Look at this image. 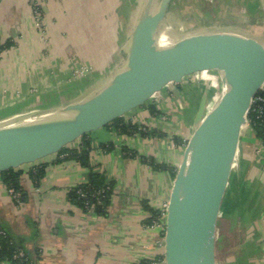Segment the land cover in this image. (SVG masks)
I'll list each match as a JSON object with an SVG mask.
<instances>
[{"label":"crops","instance_id":"1","mask_svg":"<svg viewBox=\"0 0 264 264\" xmlns=\"http://www.w3.org/2000/svg\"><path fill=\"white\" fill-rule=\"evenodd\" d=\"M34 1L40 24L31 0H0V127L62 112L106 82L123 65L145 3ZM165 20L191 25L187 36H264V0H169ZM197 81L185 76L167 81L125 111L133 117L119 116L140 131L120 134L104 124L64 146L79 149L86 140V164L58 150L14 168L23 194L19 204L0 174V226L36 264H166L161 231L151 224L146 206L160 211L170 197L174 173L199 122L200 101L207 98V85ZM91 171L103 173L110 186L103 213L69 197ZM217 230L216 264L217 249L222 264H264V145L250 127L241 130Z\"/></svg>","mask_w":264,"mask_h":264},{"label":"water","instance_id":"2","mask_svg":"<svg viewBox=\"0 0 264 264\" xmlns=\"http://www.w3.org/2000/svg\"><path fill=\"white\" fill-rule=\"evenodd\" d=\"M169 0H145L123 65L89 95L43 119V126L0 127V171L56 152L119 117L168 80L216 69L224 93L190 135L165 216L166 264H216L217 220L251 99L264 82V44L227 32H201L170 44L157 38ZM228 91H225V87Z\"/></svg>","mask_w":264,"mask_h":264},{"label":"trees","instance_id":"3","mask_svg":"<svg viewBox=\"0 0 264 264\" xmlns=\"http://www.w3.org/2000/svg\"><path fill=\"white\" fill-rule=\"evenodd\" d=\"M149 109L152 113H158V110H156L152 105H149ZM247 118L255 132L256 138L259 139L264 145V114L261 117H257L255 112L248 111ZM105 124L111 130L120 134H133L137 131H140L136 124L131 123L130 121L125 122L122 117H114ZM141 132L144 134L143 131ZM173 139L177 144L180 143V138L178 136H174ZM88 151L89 144L86 140H83L81 148L79 149H66L64 147L60 149V152L64 153L66 157H73L83 164H86ZM0 174L2 180L8 187H11L21 193L20 187L18 185V171L14 170V168H7L0 171ZM41 174L42 170L40 169L36 172V178H39ZM80 190L86 192L87 196L81 197L78 192ZM99 191L101 194L98 196L96 195V192ZM109 193L110 186L105 182L103 173L91 171L88 175L87 182L73 188L70 191L69 197L71 201L82 206L83 208H85V202L94 203V210L99 213H103L107 205ZM97 196L99 197L100 203H97ZM22 198L23 194L21 193V200ZM146 210L150 212L151 222L152 220L157 219L160 215V211L149 206H146ZM3 260L20 264H36L28 256L20 241L11 236L4 227L0 226V261Z\"/></svg>","mask_w":264,"mask_h":264},{"label":"built area","instance_id":"4","mask_svg":"<svg viewBox=\"0 0 264 264\" xmlns=\"http://www.w3.org/2000/svg\"><path fill=\"white\" fill-rule=\"evenodd\" d=\"M31 2H32L33 8H34V13L36 15L37 21L40 24V12H39V9L36 6L34 0H31ZM200 72L201 71H199V74H200ZM202 81L207 82L210 87L215 89V92L210 96V101H211L212 104L216 103L220 99L221 95L224 93V88L219 87V79H218V77L216 76V85L215 86H211V83L208 82V81H205V80H202ZM248 111L255 112L257 114V117H261L264 114V82L261 84L259 89L253 95ZM247 123L250 124L249 120L247 118V115H246V124ZM250 128H252V127L250 126ZM241 130H243V128ZM7 191L9 193V195L12 197V199L15 201L16 204H19L21 202V193L19 191L15 190V189H13L11 187H8ZM78 192H79V195L81 197H86L87 196L86 192H83L81 190L78 191ZM100 194H101L100 191L96 192V195L99 196ZM98 196H97V203H100V200H99ZM167 205H168V201H165V202L162 203V207H161V210H160L159 217L157 219L152 220V222H151L152 225H155L161 231L163 243H164V234H165V222H163L161 220V218L164 217V221H165ZM85 208L86 209H93L94 208V203L85 202Z\"/></svg>","mask_w":264,"mask_h":264},{"label":"rangeland","instance_id":"5","mask_svg":"<svg viewBox=\"0 0 264 264\" xmlns=\"http://www.w3.org/2000/svg\"><path fill=\"white\" fill-rule=\"evenodd\" d=\"M178 24V23H177ZM173 26H175V25H172V23L170 22H166V24H165V29L166 30H169L170 28H172ZM176 26H179V25H176ZM190 26L191 25H189V29H191L190 28ZM263 36V35H262ZM262 36L260 35H258L256 32H254V34L253 35H251L250 34V36H248V38H251L253 41H255V42H257V43H261V44H263L262 43ZM201 75H202V77L203 78H205V79H208V82H210L211 83V86H215L216 85V76L218 77V79H219V87H221V88H223V86H222V84H221V82H220V73L218 72V70H216V69H210V70H201ZM185 79H196V81H197V79H199V82H201L202 84H204V85H207V91H206V93H207V98H206V102H205V109H206V111H208L210 108H211V106H212V103H211V101H210V96L215 92V89H213L212 87H210L209 85H208V83L207 82H204V81H202L200 78H199V71H194V72H191V73H188V74H186L185 75ZM209 80H211V81H209ZM168 81H173V80H168ZM198 82V81H197ZM120 116H122V117H133V116H131V115H129V113H127V112H123V113H121L120 114ZM24 118V117H23ZM251 125L250 124H245L244 125V127H243V130L244 129H247L248 127H250ZM256 137V136H255ZM257 139V138H256ZM219 226H220V229H223V230H225V225H224V221L223 220H219ZM219 230H217V237H218V235H219ZM217 264H222V261H223V254L220 252V249H217Z\"/></svg>","mask_w":264,"mask_h":264},{"label":"bare ground","instance_id":"6","mask_svg":"<svg viewBox=\"0 0 264 264\" xmlns=\"http://www.w3.org/2000/svg\"><path fill=\"white\" fill-rule=\"evenodd\" d=\"M168 15H170V14H168ZM166 20L163 21V23L161 24V26H160V28L158 30V33H157L158 40L161 43H163V44H170V43H173V42L177 41L178 39L186 37L191 31V29H189V25H184L183 24V23H186L185 21L182 24H176V23L172 24V25H175V26H173L169 30H166L165 29V24L167 22ZM177 23H179V21H177ZM176 25H179V26H176ZM261 40H262V43L264 44V36H262ZM202 70H207V69L203 68ZM199 77L202 80L208 81V79H205V78L202 77L201 72L199 74ZM209 81H211V80H209ZM225 89H226L225 91H228V87L227 86L225 87ZM48 115L49 114L46 113V114H41V115H39L36 118H25V117L23 118V117H21V119L19 121H17L16 123H14V124H17V125L21 124V125L43 126V125L46 124V123L43 122V119H45V117L48 116Z\"/></svg>","mask_w":264,"mask_h":264}]
</instances>
